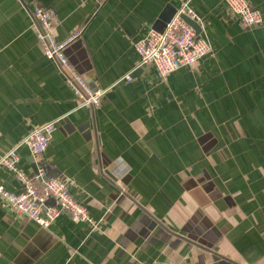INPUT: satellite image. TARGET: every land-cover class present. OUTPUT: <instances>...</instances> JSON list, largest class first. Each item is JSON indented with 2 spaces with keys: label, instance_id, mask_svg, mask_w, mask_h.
<instances>
[{
  "label": "crops",
  "instance_id": "0c3cea01",
  "mask_svg": "<svg viewBox=\"0 0 264 264\" xmlns=\"http://www.w3.org/2000/svg\"><path fill=\"white\" fill-rule=\"evenodd\" d=\"M247 1L260 24L224 0H0V156L57 120L40 162L92 217L42 227L0 196V264H264V0ZM185 3L211 52L164 79L137 66L134 43ZM39 7L55 10L57 40L82 29L65 51L93 87L111 86L98 106H80L43 53ZM18 153L32 175L39 161ZM0 185L22 188L5 168Z\"/></svg>",
  "mask_w": 264,
  "mask_h": 264
},
{
  "label": "built area",
  "instance_id": "2783aa9c",
  "mask_svg": "<svg viewBox=\"0 0 264 264\" xmlns=\"http://www.w3.org/2000/svg\"><path fill=\"white\" fill-rule=\"evenodd\" d=\"M224 2L226 10L233 18L245 26H255L263 21L262 12L252 7L247 0ZM183 15L189 16L202 26L199 17L186 3L176 8L161 31L149 29L143 38L134 43L139 55L137 66H151L164 79L178 68L191 67L197 60L211 52L212 47L208 40L202 37L200 32L197 37L194 28L183 19ZM31 17L43 53L55 61L77 97L79 105L88 109L98 106L103 94L111 86L92 87L86 77L71 63L65 51L69 43L80 37L82 29H75L67 38L59 41L54 34L56 13L53 8H35ZM130 79V73H126L114 84ZM56 128L57 120L36 126L0 156V168L13 172L22 185L18 193L0 185V196L12 210L42 227L48 226L61 212L66 213L74 221L91 223L92 217L86 207L69 192L67 182L59 177H45L46 165L40 162V159ZM22 145L29 149L33 159L39 161H34L35 169L30 176H27L18 165L20 158L18 148ZM113 176L114 182L118 183L119 177L114 173ZM49 200L52 203H48ZM149 264L169 263L153 261Z\"/></svg>",
  "mask_w": 264,
  "mask_h": 264
},
{
  "label": "water",
  "instance_id": "95a60500",
  "mask_svg": "<svg viewBox=\"0 0 264 264\" xmlns=\"http://www.w3.org/2000/svg\"><path fill=\"white\" fill-rule=\"evenodd\" d=\"M174 9L173 8H166L162 11V13L159 15L157 21L154 24V29L161 31L164 23L172 16V14L174 13ZM183 19L190 24L194 30H195V34L198 37L199 36V32H200V25L198 24V22H196L194 19L190 18L187 15H183ZM35 169V168H34ZM47 169V173H46V178L47 177H55L57 175H55V173H53L55 170L53 168H49L46 166ZM106 175L111 177L112 179L114 178L113 174L110 173L109 171H105ZM233 263V262H232ZM235 264V263H233Z\"/></svg>",
  "mask_w": 264,
  "mask_h": 264
},
{
  "label": "rangeland",
  "instance_id": "374dc122",
  "mask_svg": "<svg viewBox=\"0 0 264 264\" xmlns=\"http://www.w3.org/2000/svg\"><path fill=\"white\" fill-rule=\"evenodd\" d=\"M90 84V83H89ZM91 85V84H90ZM92 86V85H91ZM93 87V86H92ZM13 173V172H12ZM14 174V173H13ZM15 176V175H14ZM16 178V177H15ZM31 220V219H30Z\"/></svg>",
  "mask_w": 264,
  "mask_h": 264
}]
</instances>
